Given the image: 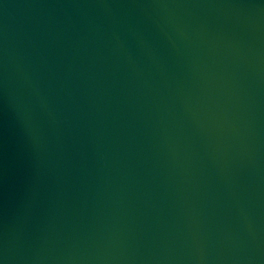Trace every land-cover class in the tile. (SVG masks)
I'll list each match as a JSON object with an SVG mask.
<instances>
[{
    "label": "water",
    "instance_id": "1",
    "mask_svg": "<svg viewBox=\"0 0 264 264\" xmlns=\"http://www.w3.org/2000/svg\"><path fill=\"white\" fill-rule=\"evenodd\" d=\"M0 264H264V0H0Z\"/></svg>",
    "mask_w": 264,
    "mask_h": 264
}]
</instances>
